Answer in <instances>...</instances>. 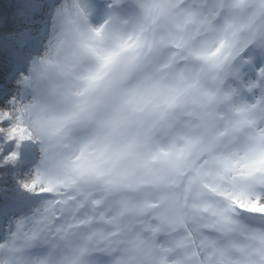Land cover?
Returning a JSON list of instances; mask_svg holds the SVG:
<instances>
[{
    "label": "clouds",
    "instance_id": "9594fccd",
    "mask_svg": "<svg viewBox=\"0 0 264 264\" xmlns=\"http://www.w3.org/2000/svg\"><path fill=\"white\" fill-rule=\"evenodd\" d=\"M102 4L94 22L62 0L0 108V167L31 148L18 183L39 197L0 264H264V91L232 84L264 45L260 0Z\"/></svg>",
    "mask_w": 264,
    "mask_h": 264
},
{
    "label": "rangeland",
    "instance_id": "374dc122",
    "mask_svg": "<svg viewBox=\"0 0 264 264\" xmlns=\"http://www.w3.org/2000/svg\"><path fill=\"white\" fill-rule=\"evenodd\" d=\"M37 4L38 15L35 16L34 22H36L33 27V48L31 47L27 58L24 63V70H17L15 75L8 83V88L5 90L6 94L0 100V108L7 107V101L17 95L22 94L23 88L21 85H16L18 83L21 74L27 75L29 71L26 67L32 63L33 58L38 56L44 49L47 39L49 38L53 26L55 24V16L58 12V8L62 3V0H35ZM89 6L93 9L92 19L94 22L98 21L103 14V4L102 0H86ZM264 45H257L255 49H246L242 56L244 60L236 67L235 75L232 79V84L241 91L242 95H247L245 90L248 89L249 84L254 83L251 91L259 93L264 91V77L258 74V69L264 65V54H261L260 49ZM12 149H7L3 155H7ZM34 160V154L31 148L28 146H23L19 148V160L15 166L10 165L11 175L13 179L14 192L17 191L20 197L14 199V194H10L9 198L13 200H18L20 202H26L27 205L23 206V209L17 212L16 218H12L8 226L5 227V234L0 239V242H4L11 230L15 227V222L19 219L31 215L32 211L38 206L39 197L26 192L18 183V181L23 180L25 174L28 172L31 163ZM24 163V164H23ZM26 198V199H25ZM11 217V215H6ZM18 217V218H17Z\"/></svg>",
    "mask_w": 264,
    "mask_h": 264
},
{
    "label": "trees",
    "instance_id": "16d2710c",
    "mask_svg": "<svg viewBox=\"0 0 264 264\" xmlns=\"http://www.w3.org/2000/svg\"><path fill=\"white\" fill-rule=\"evenodd\" d=\"M35 0H0V100L6 94L8 83L17 70H24V63L31 47L33 48V27L38 15ZM29 64L26 70L30 69ZM20 85L19 83L16 84ZM0 154V159L3 158ZM24 164V163H23ZM10 165L0 167V239L5 234V227L17 212L27 203L9 198L14 194ZM26 199V198H25ZM11 215L10 218L9 216ZM18 218V217H17Z\"/></svg>",
    "mask_w": 264,
    "mask_h": 264
},
{
    "label": "snow or ice",
    "instance_id": "6c2138e0",
    "mask_svg": "<svg viewBox=\"0 0 264 264\" xmlns=\"http://www.w3.org/2000/svg\"><path fill=\"white\" fill-rule=\"evenodd\" d=\"M260 5L262 8H264V0H260ZM93 79H96V77H94ZM93 116H94V113L92 111V106L89 104L87 100H85L82 102L81 111L77 114L75 119L77 122H80V123H88L93 119ZM129 123L130 121H127L125 119H119L114 122V124L117 126H127ZM24 188L31 190L32 186L25 184ZM248 210L251 212L264 213V206L252 205Z\"/></svg>",
    "mask_w": 264,
    "mask_h": 264
}]
</instances>
